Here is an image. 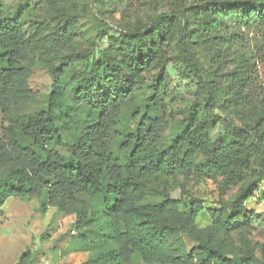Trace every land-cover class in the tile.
<instances>
[{
  "label": "trees",
  "instance_id": "trees-1",
  "mask_svg": "<svg viewBox=\"0 0 264 264\" xmlns=\"http://www.w3.org/2000/svg\"><path fill=\"white\" fill-rule=\"evenodd\" d=\"M109 10H127L135 0H98ZM193 23L174 11L123 38L101 32L95 53L76 69L61 58L50 63L51 86L44 110L3 126L0 135V216L11 198L40 199L42 210L56 208L75 217L71 233L94 227L103 252L102 264H264L252 252L230 256L224 237L243 224L246 203L255 194L245 187L236 200L222 207L190 203L191 213L208 214L211 225L192 226L181 201L165 196L147 203L150 184L165 178L189 177L198 169L228 173L230 186L254 159L264 178V99L255 90L254 76L264 59V0L208 2L192 14ZM189 67V77L205 96L194 104L181 130L168 146L160 137L155 112L163 109L169 90L160 55L174 43ZM36 37L44 39L40 29ZM43 42L40 58L48 61L66 38L63 28ZM29 40L19 20L8 18L0 0V111L4 123L31 102L32 70L26 64ZM43 50V51H42ZM207 52L216 65L207 75L196 59ZM85 57L90 51L85 52ZM156 64L159 73L147 86L150 95L137 104L144 86L136 72ZM76 83L68 91V79ZM231 125L237 140L214 139L220 117ZM129 118L133 128L123 124ZM235 121L242 127L236 126ZM95 201L89 205L82 197ZM182 236L192 245L185 249ZM18 264H33L27 250Z\"/></svg>",
  "mask_w": 264,
  "mask_h": 264
},
{
  "label": "rangeland",
  "instance_id": "rangeland-1",
  "mask_svg": "<svg viewBox=\"0 0 264 264\" xmlns=\"http://www.w3.org/2000/svg\"><path fill=\"white\" fill-rule=\"evenodd\" d=\"M216 1L226 0H135V4L129 9L117 11L103 7L98 0H5L6 16L19 20L26 39L29 40L26 64L32 70L30 85L35 96L29 104L16 109L5 123L0 111V135L2 127L8 126L10 122L44 110L51 86L48 71L50 63L59 64L64 57L79 70L85 59L95 53L93 45L98 43L97 36L101 32H104L107 39L123 38L130 32L150 25L156 18L174 11L183 13L191 25L195 10L208 2ZM59 27L66 33L61 48L52 52L48 61L42 60L39 51L43 42L51 38V34ZM37 29L44 36L42 41L36 37ZM173 36L174 43L165 54L160 55L166 66L165 82L170 90L166 93L169 94L164 99L163 109L155 112L160 121L163 146L170 144L185 123L189 109L205 96L204 90L189 77V67L178 52L177 32H173ZM87 51H90L89 56L84 58ZM195 56L207 75L215 73L217 68L209 53L198 51ZM158 73L156 64L136 72V80L144 83L137 91V104H141L150 95L151 90L147 86ZM76 77L75 73L69 77L68 91L76 83ZM254 82L257 94L264 99V59L258 64ZM206 115L207 118L220 117L214 139H238L229 122L217 110H210ZM234 123L242 127L239 122ZM123 124L127 132L134 126L129 118ZM250 154H253L250 162L238 176L236 185H229L228 173H212L201 169L200 166L207 161L200 156L197 159L198 169L189 177L165 178L150 184L146 202L152 204L168 195L174 197L181 201L182 214L190 219L192 226L205 229L211 225V220L206 211L196 215L191 213L190 203L193 200L201 201L205 208L222 207L232 204L245 187H254V197L246 203L250 216L224 237L223 244L230 256L241 257L252 252L264 262V178L254 159V152ZM82 198L89 205L95 204L88 197ZM42 208L40 199L11 198L6 202L0 216V264H18L27 250L32 253L33 264H44L47 260L61 261L62 264H102L99 258L103 247L94 227L83 228L72 235L75 217L65 216L53 207H48L46 211ZM182 243L186 250L192 245L183 236Z\"/></svg>",
  "mask_w": 264,
  "mask_h": 264
},
{
  "label": "built area",
  "instance_id": "built-area-1",
  "mask_svg": "<svg viewBox=\"0 0 264 264\" xmlns=\"http://www.w3.org/2000/svg\"><path fill=\"white\" fill-rule=\"evenodd\" d=\"M72 234H74V233H72ZM44 264H62V262L61 261H50V260H47V261H45Z\"/></svg>",
  "mask_w": 264,
  "mask_h": 264
}]
</instances>
